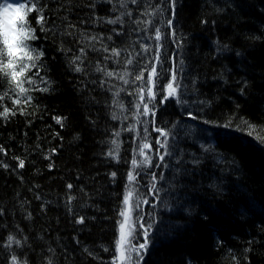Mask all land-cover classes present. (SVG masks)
Masks as SVG:
<instances>
[{"label":"trees","instance_id":"trees-1","mask_svg":"<svg viewBox=\"0 0 264 264\" xmlns=\"http://www.w3.org/2000/svg\"><path fill=\"white\" fill-rule=\"evenodd\" d=\"M41 4H47V26L54 21L55 27L47 39L37 27L41 39L34 45L44 49L51 84L39 83L38 78L36 85L25 83L32 100L17 105L13 100L18 91H11L0 76V96L9 93L0 100V111L6 106L16 113L8 119L0 117V264H8L13 252L28 264H47L46 258L53 264H111L135 137L122 129L136 123L132 115L136 97L128 94L136 86L92 70L97 60L109 69L122 68L123 64L112 60L104 62L103 56L110 53L89 49L84 73L74 72L69 61L78 54L81 45L75 41L81 30L102 34L109 48L133 54L140 51L141 43H155L145 38L153 33L143 31V24H131L127 16L123 25L94 22L97 17L119 15L112 10L119 8L118 0H41ZM156 5L165 11L156 17L140 16ZM128 7L133 20L151 18L162 32L170 31L168 0H140ZM175 12L172 27L176 40L183 43L178 48L171 38L163 40L162 58L175 54L178 68L183 60L180 82L186 87L188 103L170 101L161 106L155 124L176 135L181 172L176 176L177 165L168 161L165 181H174L176 192L161 196L173 205L171 211L160 205L150 207L151 196L149 205H143L145 214L155 211L162 222L151 233L152 243L142 264H264V143L257 139L264 137V0H178ZM34 17L35 13L29 17L33 26ZM68 23L76 25L72 30L76 35L61 36ZM135 27L141 31H133ZM114 28L122 29V34L117 36ZM109 35L112 40L107 39ZM61 45L72 51H58ZM224 45L227 50L218 52ZM169 67L171 61L166 60L164 68ZM102 79L108 80L103 87ZM46 86L47 92L33 90ZM121 87L126 91L115 97ZM114 98L125 109L114 105ZM189 111L195 119L188 116ZM113 112L121 119L113 120ZM55 117L66 118L63 127ZM140 119L149 121L155 148L159 134L153 131L152 117ZM244 121L255 126L251 134ZM138 127L143 135L142 126ZM202 127L207 128L205 132L200 131ZM115 131L121 133L119 161L107 155ZM17 157L24 160L23 168L18 167ZM197 158L199 164L190 163ZM154 170L159 176L161 169ZM139 179L142 199L148 195L149 177ZM80 217L83 223L77 222ZM10 234L17 239L26 236V244L6 250L3 244Z\"/></svg>","mask_w":264,"mask_h":264},{"label":"snow or ice","instance_id":"snow-or-ice-1","mask_svg":"<svg viewBox=\"0 0 264 264\" xmlns=\"http://www.w3.org/2000/svg\"><path fill=\"white\" fill-rule=\"evenodd\" d=\"M111 2V0H107ZM178 0H168V5L171 8L172 18L167 20V26L170 29L168 33L162 32L161 27L156 25L154 19H141L137 17L132 19L133 11L128 7L129 3L132 5H138L140 0H118L119 8L113 7V11H118L119 15L115 18H100L97 17L96 21L99 22L103 20L104 22L116 25L125 23L124 17L129 18V22L133 25L139 26L144 25L143 31L147 32L149 29L152 31V35H147L145 38L149 41H155L152 43H141L139 45L140 51L128 52V49H121L117 47L109 48L103 43L104 36L92 35L84 33L82 30L79 31V38L75 41L77 44L81 45L77 48V53L70 58V65L73 71L76 73H84L86 71L84 67V62L87 60L88 50L91 49L93 52H103L110 53V55L103 56V60L106 63L109 60L114 61L115 64H123L122 68H107L105 64H102L99 60L96 61L95 67L92 69L97 73H101L103 77L109 79L115 78L116 80L122 81L124 85H135L133 91L129 92V95L135 96L136 100L132 107L134 111L132 115L136 117V123L123 128V131L129 133H135V137L132 141V158L130 161V170L126 173L127 183L125 185V192L123 194L122 206L118 209L119 219L117 220V232L118 235L113 242V260L111 264H142L144 256L147 254L152 240L150 238L153 230L156 226L162 222L160 218L157 217L155 211L145 214L143 210V205H149L148 196L152 197V203L150 207L156 209L157 205H160L163 209L171 211L173 205L169 202L167 198L162 200L161 193L166 196H171L176 192V184L174 181H165V172L169 168L168 161H174L177 165L175 169L176 176L180 175L181 169L179 168L180 158L178 150L175 149L176 135L174 132L168 128L156 126L155 116L159 108L170 101H174L178 105H187L188 101L184 99L187 95L186 87L181 84L182 72H183V60L179 61L180 67H177L176 56H164L162 58V50L164 48L163 40L166 38H171L176 42V46L179 48L183 41L176 40V30L173 25L175 19V9ZM92 7H95L93 4ZM47 4H41V0H27V3L21 2V0H0V76H2L9 84L11 91H18L19 96H17L13 103L19 105L21 103L28 104L32 97L27 95L29 89L24 87L25 83L37 84V78L39 83L50 85L51 81L47 77V66L43 61L45 52L43 47H36L34 42L41 39V37L36 35V29L39 27L41 33H44V39H47V33L52 32L55 27V22L53 21V26L48 27L49 18L45 16V9ZM165 9L161 8L160 5H156L151 8V11L145 9L140 13L141 17H156L158 13H163ZM32 13H35V26L32 25L29 17ZM65 20L67 17L64 18ZM207 23V21H203ZM76 29V25L68 23L65 25L63 32L59 34L61 36L67 35L72 37L76 35L72 30ZM133 31L139 32L141 29L135 27ZM117 36L122 34V29L112 30ZM108 40H112V35L107 37ZM139 40L140 38L137 37ZM96 43H100L101 47L97 48ZM58 51L62 53L70 52L72 49L65 50L63 46H58ZM227 50V46L224 45L222 48H218L217 51ZM127 53L123 60H121L122 54ZM240 55V53H237ZM166 60L171 61V67L168 69L164 68V63ZM33 69L37 71L33 72L32 75L28 73L32 72ZM134 70V71H133ZM41 71L45 72L44 76H41ZM147 74V76L145 75ZM166 82L161 83L165 80ZM108 83V80L102 79L101 86L103 87ZM33 90H39L42 92L49 91V87L34 88ZM126 91L125 88H120L115 93V97H119L120 93ZM243 93V89H241ZM8 92H5L3 96H0V100L4 96H8ZM20 97H23L21 99ZM157 97L159 101L157 102ZM201 104L204 102L201 101ZM113 104L120 109H125V104L117 99H113ZM152 105L149 107V105ZM142 106V107H141ZM21 113L24 109H19ZM15 111L4 107L0 111V117L8 119L10 116L15 115ZM188 116L195 119L192 112L189 111ZM151 116V123L153 124V131L159 135L155 138V148H153L152 140L150 139L151 133L149 132L148 120H141L140 117ZM56 123L63 127V121L65 117H55ZM113 120H120L121 117L116 115L115 112L112 114ZM124 120L128 117L124 116ZM248 124L247 121H244ZM138 126H142L143 135L139 130ZM227 126V125H225ZM173 129L176 128L174 124ZM250 129L249 134L254 129L255 126L248 124ZM114 139L111 141L113 147L107 152V155L117 161L120 160V145L122 141L119 139L121 133L120 131H115L113 133ZM136 138L139 142H136ZM257 139L264 143V137L257 136ZM172 141L170 143L169 141ZM204 151H208V148L201 146ZM0 151H3L2 146H0ZM53 152L56 150L53 149ZM139 157V158H138ZM167 158V160H166ZM19 160L18 167L23 168L25 162L22 159ZM155 160V162H154ZM199 159H194L190 163L197 165L199 164ZM7 167V165H4ZM51 167V165H50ZM154 169H161L159 176ZM111 176L115 178L116 173L112 172ZM149 177L146 182L147 186V196L142 199L140 192V185L142 180L139 178ZM164 182V183H162ZM166 185V186H165ZM69 189L73 186L71 184L67 185ZM73 197H69L71 201ZM2 212V209H0ZM145 215L148 219L145 220ZM78 223H83L84 218L80 217L77 221ZM143 242H139L140 239ZM27 242V237L22 239H17L14 235H8L3 247L10 251L13 245L17 247H23ZM108 251L107 248L104 249ZM50 253H54V250L49 248ZM87 251V249H85ZM91 255V253H89ZM47 264H53L51 258H46ZM8 264H28L27 260H21L14 252L10 255Z\"/></svg>","mask_w":264,"mask_h":264},{"label":"bare ground","instance_id":"bare-ground-1","mask_svg":"<svg viewBox=\"0 0 264 264\" xmlns=\"http://www.w3.org/2000/svg\"><path fill=\"white\" fill-rule=\"evenodd\" d=\"M206 129H207L206 127H202V128L200 129V131H201V132H205Z\"/></svg>","mask_w":264,"mask_h":264},{"label":"rangeland","instance_id":"rangeland-1","mask_svg":"<svg viewBox=\"0 0 264 264\" xmlns=\"http://www.w3.org/2000/svg\"><path fill=\"white\" fill-rule=\"evenodd\" d=\"M25 3H26V2H25ZM139 242H141V243H142V242H143V240H139Z\"/></svg>","mask_w":264,"mask_h":264}]
</instances>
